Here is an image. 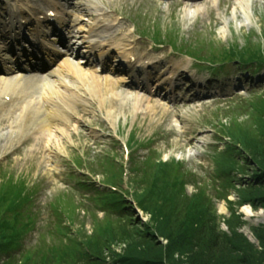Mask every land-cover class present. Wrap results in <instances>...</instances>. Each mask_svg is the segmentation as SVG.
<instances>
[{"label": "rangeland", "instance_id": "374dc122", "mask_svg": "<svg viewBox=\"0 0 264 264\" xmlns=\"http://www.w3.org/2000/svg\"><path fill=\"white\" fill-rule=\"evenodd\" d=\"M71 1L78 4L69 12L79 22L75 25L82 37L78 41L82 51L102 52L113 48L117 55L122 50H129L136 57L151 62L149 70H141L143 76L140 81L145 83V90L137 91L117 84L121 79L118 74H115L117 78L111 74L94 75L88 66L70 60L83 74L97 77L102 82L112 81L116 85L113 87L114 95L108 88L95 94L80 81L74 83L67 79L62 83L53 78V90L71 99V109L67 110L66 118L51 117L50 120L56 122L51 136H47V132H37L36 127L32 130L30 120H26L25 102L19 109L13 105L5 110L1 107L0 184L2 178L13 176L14 180L24 182L26 192L33 190L34 223L25 237L27 246L59 242L62 233L59 234L58 229L70 227V220L74 225L70 235L78 231L81 237L89 240L99 229L112 227L110 231L117 234L113 248L128 250L117 232L122 223L108 218L95 204H90L86 199L93 192L77 190L75 176H71L76 172L75 160L81 158L89 169L80 168L79 175L75 173L76 178L91 177L92 171V180L112 184V174L118 180L121 163L127 161L122 144L128 142L131 148L128 167L133 169L135 163L145 161L148 156L181 162L190 174L186 192L192 194L201 189L213 198V208L221 219L220 229L224 231L229 232V229L223 221L231 216V210H235L237 217L244 222L239 231L257 249L258 240L254 238L252 229L264 226V218H246L242 208L249 204L237 205L240 201L237 189L251 182L257 166L252 160L239 162V173L235 174L233 181L234 185L237 183L236 188H227L214 160L218 152L224 151L229 140L228 134L225 137L224 133L229 126L235 129V125L242 124L248 129L252 125L253 113L247 101L258 91H264V73L254 75L251 82L248 75L241 76L238 65L232 63L224 68L227 72L224 77H210L203 66L206 64H198L180 55L167 44H154L151 34H172L183 45L194 44L200 55L209 54L211 46H243L248 38L257 44L264 29V0H200L194 3L195 7L186 6L181 0ZM41 4V0H35L30 5L41 8ZM6 13L7 5L0 0V15L6 16ZM140 21L146 32L149 30L144 36H139L140 31L133 28V23ZM99 23L101 28L94 30ZM92 35L104 38L106 43L91 47L89 36ZM125 39L127 47L121 43ZM161 65L171 67L166 70L168 73L181 74L177 77L176 90L173 82L168 86L164 84L168 73L162 78V73L157 77L150 73ZM39 90L41 92V88L36 92ZM203 94L208 97H197ZM135 97L140 101L137 105L133 104ZM36 124L39 126L40 121ZM115 135L121 142L120 146L114 142ZM244 156L249 154L234 156V160ZM132 172L129 170L126 178L133 175ZM119 185L129 190L132 197L130 184ZM220 203L225 212L221 211ZM252 210L264 214L261 207ZM137 218L146 224L150 221V214L141 213ZM158 241L167 244L164 238H158ZM107 261L105 264H112L111 260Z\"/></svg>", "mask_w": 264, "mask_h": 264}, {"label": "trees", "instance_id": "16d2710c", "mask_svg": "<svg viewBox=\"0 0 264 264\" xmlns=\"http://www.w3.org/2000/svg\"><path fill=\"white\" fill-rule=\"evenodd\" d=\"M246 46L245 49L234 46L222 54L244 67L255 65L264 69V44L262 48ZM208 57L219 61L215 53ZM249 100L253 113L251 129L242 124L235 125V129L229 126L226 130L229 144L217 153L214 161L225 178L224 186L236 188L233 181L239 173V162L252 160L257 170L252 173L251 182L237 189L240 198L237 205L264 209V92ZM244 153L249 156L234 160V156ZM148 157L135 163L133 169L129 167L134 172L126 184L132 187L131 196L137 207L150 214V223L137 219L132 203L127 200L130 191L119 185L124 182L123 170L118 180L112 174V182L109 181L112 184L104 182L120 191L92 188L93 202L100 205L108 218L122 223L117 232L119 240L126 244V251L113 248L117 234L110 231L112 227L99 229L89 240L78 231L70 235L69 227H60L59 242L27 246L25 237L34 223L32 192L25 191L24 182L5 178L0 184V264H104L107 259L113 264H264V226L252 229L258 240L257 249L239 232L244 222L235 210L224 221L229 232L220 229L221 219L213 208V198L201 189L192 194L186 192L190 174L182 163ZM158 238L166 239L167 244L163 245Z\"/></svg>", "mask_w": 264, "mask_h": 264}, {"label": "bare ground", "instance_id": "6f19581e", "mask_svg": "<svg viewBox=\"0 0 264 264\" xmlns=\"http://www.w3.org/2000/svg\"><path fill=\"white\" fill-rule=\"evenodd\" d=\"M237 1L241 2L242 0H237ZM7 4H8L9 14L11 15V17L16 18L18 16L20 18H23L22 13H24L25 9L27 8V5L26 3L23 2V0H7ZM189 6L195 7L192 4H190ZM30 15H32V13H30ZM48 46H52V45L48 44ZM2 50L3 49L0 48V57L6 60L8 57L6 56V53H2ZM128 57L130 58V56ZM48 64H51L50 60ZM24 67H25V72L30 71L32 69L27 65ZM13 69H14L13 67H10L9 71H5V73L10 74L12 73ZM53 75L56 76L57 79H59L62 83H64L67 79L69 81L80 80L82 81L83 84L88 86L91 92L95 94L96 92L101 93L108 88L110 90V93L114 95L113 87H115L116 85L112 81L107 80V82L106 81L102 82V80H99L97 77L95 78L94 76L88 75L87 73L83 74L82 72L78 71L75 65H72L68 60H65L62 64H59L58 67L53 68L52 71H49L48 73H43L42 76L40 75L38 76L39 79L41 80L40 82V80L38 79V81L42 85L41 88L42 89L45 88L46 92L44 93V95H41V92H39V94L33 99H32L33 96L31 97L29 95L35 93L34 90L37 89L36 88L38 87L37 84L31 85V82H28L27 83L28 87L23 86L22 84L26 83V81L21 82V80L17 78V76H13V74L9 78L2 79L0 77V96L8 95L12 97V95H17L21 99H23V103L24 102L27 103L25 107V110H27L26 120H30L32 124V130H34L36 127L37 132H42V133L47 132V136H51L53 134L52 128L54 122L50 120L51 119L50 117L66 118L68 117L67 110L71 109L70 99L60 96V94H58L56 90H53L51 86L52 81L50 80L51 77H53ZM177 75H179V73ZM116 83L118 84V82ZM26 98L29 100H26ZM133 99H134L133 100L134 105H137L140 102L138 97H135ZM12 104L13 107L17 109L21 108L20 104L16 103L15 101ZM0 106H2V108L5 110L8 108L6 106H9V104H7L6 102H2L1 104V100H0ZM151 109L152 107L150 108V110ZM39 121H40V125L37 126L36 122ZM220 208L222 212L226 211L225 208L223 207V204L221 203H220ZM242 211L244 212L246 218L257 217L259 219L261 218V220H263L264 218V214L256 213L248 206H244L242 208Z\"/></svg>", "mask_w": 264, "mask_h": 264}]
</instances>
